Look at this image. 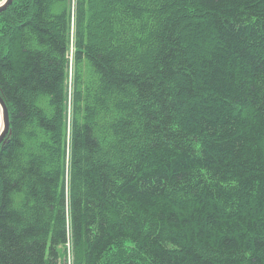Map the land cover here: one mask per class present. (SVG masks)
Segmentation results:
<instances>
[{
  "label": "trees",
  "instance_id": "1",
  "mask_svg": "<svg viewBox=\"0 0 264 264\" xmlns=\"http://www.w3.org/2000/svg\"><path fill=\"white\" fill-rule=\"evenodd\" d=\"M0 41V264H264V0H14Z\"/></svg>",
  "mask_w": 264,
  "mask_h": 264
},
{
  "label": "rangeland",
  "instance_id": "2",
  "mask_svg": "<svg viewBox=\"0 0 264 264\" xmlns=\"http://www.w3.org/2000/svg\"><path fill=\"white\" fill-rule=\"evenodd\" d=\"M74 35V33H72ZM0 49V55L1 53ZM71 71H72V65H71ZM71 74V72H70ZM68 126L72 124L69 122ZM69 176H67L66 180V188L65 191L68 195L69 188ZM60 257L62 258V264H78V252L75 251L73 244H69L66 247H62L60 250ZM138 261L146 264L145 257L142 255L139 248L132 244V243H125L121 246L115 247L112 249V251L108 254L106 258V264H129L131 261Z\"/></svg>",
  "mask_w": 264,
  "mask_h": 264
},
{
  "label": "water",
  "instance_id": "3",
  "mask_svg": "<svg viewBox=\"0 0 264 264\" xmlns=\"http://www.w3.org/2000/svg\"><path fill=\"white\" fill-rule=\"evenodd\" d=\"M14 0H4L0 3V14L8 9ZM10 116L5 100L0 95V145L10 133Z\"/></svg>",
  "mask_w": 264,
  "mask_h": 264
},
{
  "label": "bare ground",
  "instance_id": "4",
  "mask_svg": "<svg viewBox=\"0 0 264 264\" xmlns=\"http://www.w3.org/2000/svg\"><path fill=\"white\" fill-rule=\"evenodd\" d=\"M101 5H102V4H101ZM15 7H16V6H15ZM54 15H55V14H54ZM53 17H54V16H53ZM18 25H19V24H18ZM11 26H13V25H11ZM16 27H17V26H16ZM5 31H6V30H5ZM114 35H115V34H114ZM2 38H3V37H2ZM35 39H36V38H35ZM15 40H16V39H15ZM0 42H1V41H0ZM2 45H3V44H2ZM2 45H1V46H2ZM20 46H21V45H20ZM20 52H21V51H20ZM30 52H31V51H30ZM81 74H82V73H81ZM95 81H96V80H95ZM97 81H98V80H97ZM97 81H96V82H97ZM96 85H97V84H96ZM90 88H91V87H90ZM38 97H39V96H38ZM39 98H40V97H39Z\"/></svg>",
  "mask_w": 264,
  "mask_h": 264
}]
</instances>
